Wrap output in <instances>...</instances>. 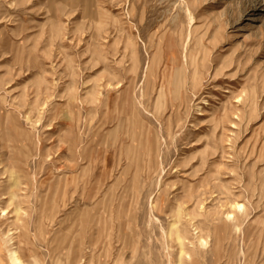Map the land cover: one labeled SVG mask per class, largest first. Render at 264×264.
Listing matches in <instances>:
<instances>
[{"label":"rangeland","instance_id":"374dc122","mask_svg":"<svg viewBox=\"0 0 264 264\" xmlns=\"http://www.w3.org/2000/svg\"><path fill=\"white\" fill-rule=\"evenodd\" d=\"M11 248L264 264V0H0Z\"/></svg>","mask_w":264,"mask_h":264},{"label":"bare ground","instance_id":"6f19581e","mask_svg":"<svg viewBox=\"0 0 264 264\" xmlns=\"http://www.w3.org/2000/svg\"><path fill=\"white\" fill-rule=\"evenodd\" d=\"M14 185H16V184H14ZM17 211H18V209H17ZM12 240L13 239H10V241H12ZM7 251H8V257H9L10 264H24L23 260L19 256L17 250L11 248V249H7ZM1 264H4V263L2 262Z\"/></svg>","mask_w":264,"mask_h":264}]
</instances>
